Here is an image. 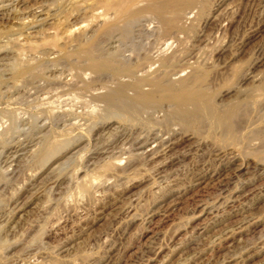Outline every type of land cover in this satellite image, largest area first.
Segmentation results:
<instances>
[{
    "label": "rangeland",
    "instance_id": "rangeland-1",
    "mask_svg": "<svg viewBox=\"0 0 264 264\" xmlns=\"http://www.w3.org/2000/svg\"><path fill=\"white\" fill-rule=\"evenodd\" d=\"M83 1L86 3L85 0H77L71 5L79 6L75 10L77 15L75 8H65V11L71 9L70 12L74 13L71 14L75 15V21H71L75 25L74 30L84 26L86 28L87 24L92 25L91 20L93 24L97 20L91 17L90 12H87L88 15L83 13L86 10L84 5L87 4L88 8L89 4H84ZM198 1L201 6L192 8V12L188 10L190 20L189 24L186 22V26L189 28L181 36L179 34V49L189 59L194 70L203 71L204 81L201 85L208 91L206 93L218 105L238 103L239 116L243 118L237 120L241 125H246L238 129L233 141L224 143L220 140L219 131H213L207 119L199 116V132L189 131L195 139L194 144H191L193 147L181 145L176 149V156L174 154L177 157L185 152L186 157L164 167L158 163L161 159H133L129 168L120 176V172L105 170L104 161L88 165L80 158L96 141V146L107 143L105 141L108 139L110 142L112 133L119 125L117 123H120V119L114 117H109L107 121V113L100 117L102 112L98 110V106H102L101 102H94L86 91H80V87H70L62 96L50 91L51 95L36 102H26L21 98L14 106L11 105V110L16 116L24 117L28 125L17 126L18 130L14 128L11 138H23V141L30 142L32 137L39 135V131L46 136L43 137L44 142L53 139L59 142V147L53 157L42 158L38 153V156L34 154L41 150L44 143L41 141L42 144L39 143L38 147L36 145L31 150L34 151L33 155L29 152L20 161L13 176L6 175L0 168V213L5 219L8 217L12 220L8 228L5 227L6 230L0 232V264H88L98 259H107L108 264H182L186 254H199V251L200 255L205 251L208 254L199 255L201 258L196 260L197 264H227L239 255L244 259L243 264H264V180L256 182L261 189L259 199L254 200L250 196L239 198L234 205L224 209L221 218L208 213L210 205L215 203V192L203 185L197 194L189 191L175 205L168 218L162 219L159 215L169 200L165 193L170 188L188 189L193 183L192 178L204 168L216 169L222 161L231 157L245 163L264 162V119L254 122L251 117L253 100L259 97H246L248 94H245L242 87L240 90L234 89L237 74L254 60L256 54L264 53V34L249 45L239 46L262 23L259 1L227 0L218 8L219 11L214 10L215 0ZM47 2H43V5L49 6L52 3V8L60 7L59 12L64 11L58 0ZM59 12L54 18L63 22L67 15ZM61 15L63 16L59 18ZM78 16L80 19H77ZM144 21L145 24L148 23L147 18H143ZM41 23L45 24V21ZM45 26L47 25L43 28H47ZM10 34V31L4 29L1 36ZM3 56V53L0 54V58ZM13 62L14 58L8 56L0 60L3 66ZM64 63L57 67L63 68L61 71H66L64 74H67L69 68L62 67ZM263 68L264 66L262 70L258 68L256 72L260 71L259 74L262 75ZM188 71L190 70H186ZM232 89L234 90L227 93ZM58 109L66 112L60 113ZM93 109L96 110L93 112ZM3 110L0 108V113ZM263 112L264 110L260 111V114ZM106 122H112L109 131L99 134L97 126ZM79 123L81 128H78ZM40 124L45 125L40 128ZM72 135L74 140H78L69 143ZM199 142L200 147L197 145ZM218 151L223 154H220L221 157L217 156ZM78 169L81 170L76 176ZM100 185L107 187L103 190L98 188ZM242 208H246L247 213L242 214ZM151 214L156 215L154 219H158V223L155 221L157 225L146 229L144 222ZM242 217L249 221L243 219L241 230L239 229L230 245L214 240L213 237L226 222L242 220ZM203 228L205 233L195 237L194 232ZM64 249L66 251L61 252Z\"/></svg>",
    "mask_w": 264,
    "mask_h": 264
},
{
    "label": "bare ground",
    "instance_id": "bare-ground-1",
    "mask_svg": "<svg viewBox=\"0 0 264 264\" xmlns=\"http://www.w3.org/2000/svg\"><path fill=\"white\" fill-rule=\"evenodd\" d=\"M47 1L49 0H0V54H4L0 60L7 56L14 58L13 64L8 66L0 64V108L4 109L3 114L0 113L2 114L0 116V168L6 175L13 176L20 161L29 152L33 155L34 151L31 150L36 145L38 147L39 143L42 144L45 136L38 131L39 135L32 137L33 140L31 139L30 142L23 141V138L22 140L12 139L14 128L18 130L17 126L24 127L27 123L24 117L14 114L11 105L16 104L21 98L26 102L45 99L48 94L51 95L50 91L62 96L70 87H80V91L81 89L86 91L94 102L102 103L101 107H97L102 112L100 114L97 111L100 117L109 114L106 116L107 121L109 117L120 119L110 142L108 139L105 141L107 143L96 146L98 141L93 139L96 142L92 148L80 157L88 165H92L95 161H104L105 170L120 172V176L129 168L130 161L133 159L144 161L161 159L158 163L164 167L173 165L181 157H186L185 152H181V155L177 157H174V154L177 153V147L181 145L193 147L191 144L195 139L189 131L199 132V116L207 119L213 131H219L220 140L224 143L233 141L238 129L246 125L243 126L238 122L240 118H243L239 116L238 103L218 105L206 93L207 90L201 85L204 81L203 71L194 70L189 59L179 49L180 36L189 28L186 26V22L190 20L187 16L188 10L192 12V8L201 6L198 0H85L89 4L87 8V4L83 1L86 4L84 5L86 10L83 9V13L90 12L91 17L97 20L93 24L89 15L92 25L87 24L89 27L84 28V26L77 30L73 29L75 25L73 26L71 22L75 21L74 16L78 14L75 11L78 5L71 6L77 0H58L59 6L61 4L64 9L60 12L67 15L63 22L60 21L61 19L54 18L60 9L57 7L58 4L55 6L57 8H52V3H49L52 4L51 6L43 5V2ZM226 1L215 0L214 10H218ZM258 1L259 17L263 19L262 23L252 34L246 36L242 42L240 41V47L249 45L264 34V0ZM66 7L75 8L76 14L73 16L71 9L65 11ZM80 17L76 18L80 19ZM143 18L148 19L147 24L143 22ZM41 21H45V24ZM44 25H47L45 26L47 28H43ZM37 27L38 30H32ZM4 29L11 34L2 37ZM256 55L254 60L237 74L238 77L234 82V89L240 90L242 87L246 91H244L245 94H248L246 97L250 96L253 99L259 97L257 98L259 100H253L252 111L249 109L253 113L251 117L254 122L264 119V112L260 114V111L264 110V73L261 72V75L260 71L256 72L258 68L262 70L264 66V53ZM62 62H65L62 67L69 68L67 74H64L66 71H61L63 68L57 67ZM188 69L190 71L186 72ZM94 110L96 109H93V112ZM58 111L66 112L59 109ZM98 113H96L97 116ZM248 118L249 116L247 120ZM111 123L98 125L97 132L99 134L108 132ZM44 125L40 124L39 127L43 128ZM72 127L75 129V126ZM73 136L69 139V143L78 140L77 138L74 140ZM58 143L53 139L47 140L42 144L41 150L34 154L38 153L42 158L49 159L56 154ZM197 145L200 147V142ZM218 152L217 156L223 155L220 151ZM222 162L216 169L206 167L201 170L192 178L191 183H193L188 189L170 188L165 193L169 200L162 208L160 217L168 218L175 205L181 202L189 191L197 194L203 187H209L213 193L215 192V201L213 200L215 203L208 207L210 209L208 213L215 218H221L224 209L234 205L239 198L250 196L251 199H259L261 189L257 187L256 182L261 183L264 180V162L246 161L245 163L237 161L234 157ZM79 170L81 169L77 170L76 176L80 173ZM255 183L256 186H254ZM101 185L98 188L104 190L107 187V185ZM246 211V208H242L241 212L244 214ZM155 216L151 214L145 220L146 229L156 224L155 221L157 222L158 219H154ZM243 219L245 217H242V220L226 222L219 233L213 237L214 240L230 245L241 230ZM11 221L8 217L5 219L0 213V232H4ZM204 233V228L194 232L195 237ZM64 251L66 249L61 252ZM200 252L186 254L182 264H197L196 260L201 258ZM205 254L207 256L208 253L205 251L201 255L205 256ZM106 260H93L88 264H108ZM243 260L242 255H239L227 264H243Z\"/></svg>",
    "mask_w": 264,
    "mask_h": 264
}]
</instances>
